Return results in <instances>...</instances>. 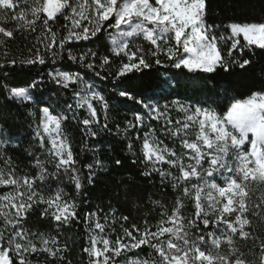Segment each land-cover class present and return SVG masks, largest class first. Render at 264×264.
I'll use <instances>...</instances> for the list:
<instances>
[{
    "label": "snow or ice",
    "instance_id": "6c2138e0",
    "mask_svg": "<svg viewBox=\"0 0 264 264\" xmlns=\"http://www.w3.org/2000/svg\"><path fill=\"white\" fill-rule=\"evenodd\" d=\"M0 12L20 22L17 31L35 32L39 24L43 25L36 37L40 47L33 58L23 63L46 65L50 58L51 64L56 65L66 52L68 60L80 63L95 76L104 80L111 77L112 98L117 103L131 101L139 107L123 129L125 135L131 129H148L142 149L149 170L144 174L156 173L161 183L167 181L173 189H182L172 210L160 213L157 225L150 226L146 219L143 230L133 224L115 240L106 234L107 225L98 214L88 213V246L83 248L87 264H249L236 242L237 238H251L250 217L264 218V195L255 198L250 192L251 184L264 186V91L235 100L223 112L201 101L174 99L164 105L159 101L176 94L180 87L194 86L199 74L250 67L252 61L243 58V53L246 48L264 50V22H233L226 26L228 35L217 34L220 26L207 23V0H0ZM8 15L0 16V20L6 23ZM60 18L65 21L63 33L54 28ZM105 33L111 43L104 55L89 48L77 56L67 48L73 42L101 40ZM0 37L14 38V32L0 26ZM141 38L149 42L148 51L136 43ZM4 42L0 39V44ZM221 44L227 45L226 54ZM10 63L15 65L16 61ZM153 67L190 75L182 84L179 73L157 71L155 84L147 92L131 85L133 79L142 81L140 74L146 70L150 74ZM101 71L107 74L101 75ZM48 76L65 89L76 85L75 108L86 109L89 114L80 121L86 134L98 136L93 129V125L101 124L96 104L105 114L102 130H109L108 98L87 86L78 73L53 68ZM38 84L33 81L28 88L3 84L0 88L8 93L6 100L27 107L40 103L34 101L31 91ZM67 108L72 111L73 105ZM172 110L181 113L182 118L174 120ZM38 111L35 137L50 159L41 160L29 152L34 157L32 167L38 170L35 175L19 174L10 157L4 158V166L0 167V188L9 189L0 193V264H33L31 257L41 253L64 260L67 245L61 247L56 237L33 233L26 227L35 208L43 205L41 217L50 216L58 226L79 220L75 200L60 191L50 196L42 191L43 185L59 179L61 174L74 181L77 194L84 187L71 143L63 135L62 121L68 117L53 115L48 106ZM75 115L73 111V118ZM152 120L163 121L164 136L180 140L182 154L154 135ZM193 135L195 139H191ZM5 142L0 140V145ZM128 148L132 149L131 143ZM49 163L54 165V172H49ZM115 163L119 166L121 161ZM87 167L91 184L95 170H102L104 164L96 160ZM185 197L191 199L195 209L188 220L182 215ZM121 219L127 221L129 217ZM224 245L228 246L226 255L220 252ZM148 249L151 251L147 256L142 255ZM261 253L264 264V242Z\"/></svg>",
    "mask_w": 264,
    "mask_h": 264
},
{
    "label": "trees",
    "instance_id": "16d2710c",
    "mask_svg": "<svg viewBox=\"0 0 264 264\" xmlns=\"http://www.w3.org/2000/svg\"><path fill=\"white\" fill-rule=\"evenodd\" d=\"M208 16L207 23L219 25L217 34L224 33L228 35L229 30L226 26L230 23L245 22H264V0H207ZM8 15L0 12V16ZM19 21H13L8 15V21L5 23L0 20V26L13 30L14 38H3L4 43L0 44V85L7 84L9 88L23 87L28 88L33 81H39L38 86L32 89L34 101L40 103H30L27 107L19 103H12L6 100L8 93L0 88V140H5L0 145V167L4 166V158L10 157L15 165L17 172L21 175L29 173L35 175L38 171L32 167L34 157L29 156V152L35 153L41 160H49L46 148H41L35 137V131L40 119L38 109L48 106L55 116H67L62 121V127L71 143L72 150L77 161L76 167L79 170L81 183L84 185L80 194H77L74 181L68 176L61 174L59 179H51L43 185L42 191L45 196L54 195L60 191L67 194V198L73 199L78 204L79 220L70 225H60L51 219V217L42 218L40 213L43 205L35 208L31 212L26 227L33 233H43L50 237H56L60 246L67 245V251L63 253L64 260L53 259L46 254L41 253L31 257L33 264H87L88 256L83 252V248L88 246L89 232L85 224V217L88 213H97L100 221L106 223V234L112 240L117 236H123V229H131L135 224L141 230L144 228V221L147 219L150 226L159 223L162 211L170 212L175 205L178 197L182 196V189H173L170 182L161 183L158 174L152 173L145 175L149 170L146 167L143 157V131L131 129L125 135L123 129L127 122L133 119V113L139 111V107L133 105L131 101L117 103L112 97L114 90L112 79H101L94 73L82 66L78 62L68 60L65 52L63 60L58 61L56 65L49 62L46 65H30L23 63L35 56L36 48L40 44L36 42V37L43 30V25L39 24L35 32L17 31ZM65 21L60 18L54 28L58 33H63L62 25ZM66 34V33H65ZM242 39V38H241ZM145 51L150 49V44L142 38L136 40ZM110 42L105 33L101 40L79 41L67 45L75 55L87 51L91 48L93 51L104 55L108 52ZM223 51L227 52V45L221 44ZM31 49V51H30ZM7 54V55H6ZM149 61L152 60L149 54ZM243 58L250 59V67L240 69L233 67L230 72L218 71L214 74H199L194 86L180 87L176 94L167 99H161L160 105L169 103L171 100L179 99L182 102L195 103L197 101L206 102L205 106L212 105L218 111H226L235 100L246 99L253 92L264 91V50L259 48L245 49ZM15 60V65L10 62ZM118 64L119 61H116ZM115 67V64L113 65ZM59 69L70 73H78L86 82L87 86L93 90L100 91L109 100L110 108L107 113L108 129L102 130V124L105 122V114L101 106L96 104L99 114L100 125H93L97 131L96 138L86 134L84 125L80 123L89 114L86 109H76L75 103L77 96L75 94L76 85L68 89L56 84L49 76L50 69ZM159 73H179V70L164 69L153 67L143 75V80L133 79L130 83L133 87H139L141 92H147L155 84V77ZM7 73V76H5ZM107 73L101 71V75ZM181 83L183 84L190 74L179 73ZM84 88L85 85H80ZM73 105V110L69 111L67 106ZM73 111L76 113L73 118ZM171 117L181 119L182 114L175 110L171 111ZM154 135L163 140L170 148L178 154H182L184 149L179 139H173L164 136L161 132L163 121H150ZM139 137V139H137ZM195 139V136H191ZM132 144L129 150L128 144ZM50 147V145H47ZM100 160L104 168L96 169V176L93 183L88 182L89 169L87 165ZM120 160L121 164L116 165L115 161ZM49 172H54V165H47ZM166 167V166H165ZM7 188H0V193L8 191ZM250 192L255 198L264 195V186L257 184L250 185ZM158 202V203H157ZM184 207L182 215L186 220L191 219L194 214V204L190 198H183ZM127 216L129 219L123 221L121 217ZM95 220L96 217H93ZM252 220L251 238L242 241L237 238L236 246L244 254V258L249 264H261V243L264 242V218L250 217ZM0 221V227H2ZM153 230L155 228L153 227ZM150 249L142 255L147 256ZM214 254H215V250ZM221 254H228V246L224 245L220 249Z\"/></svg>",
    "mask_w": 264,
    "mask_h": 264
},
{
    "label": "rangeland",
    "instance_id": "374dc122",
    "mask_svg": "<svg viewBox=\"0 0 264 264\" xmlns=\"http://www.w3.org/2000/svg\"><path fill=\"white\" fill-rule=\"evenodd\" d=\"M108 40H109V42L111 43V41H110L109 37H108ZM62 130H63V127H62ZM63 135H64V136H66V134H65L64 130H63ZM205 166H206V165H205Z\"/></svg>",
    "mask_w": 264,
    "mask_h": 264
}]
</instances>
